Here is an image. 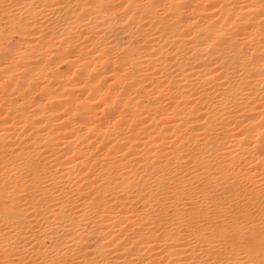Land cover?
Here are the masks:
<instances>
[{
  "label": "bare ground",
  "instance_id": "1",
  "mask_svg": "<svg viewBox=\"0 0 264 264\" xmlns=\"http://www.w3.org/2000/svg\"><path fill=\"white\" fill-rule=\"evenodd\" d=\"M264 0H0V264H260Z\"/></svg>",
  "mask_w": 264,
  "mask_h": 264
},
{
  "label": "snow or ice",
  "instance_id": "2",
  "mask_svg": "<svg viewBox=\"0 0 264 264\" xmlns=\"http://www.w3.org/2000/svg\"><path fill=\"white\" fill-rule=\"evenodd\" d=\"M260 264H264V260H262V261L260 262Z\"/></svg>",
  "mask_w": 264,
  "mask_h": 264
}]
</instances>
